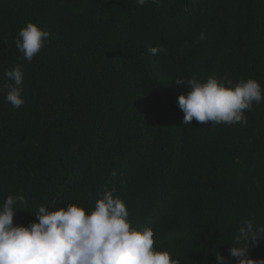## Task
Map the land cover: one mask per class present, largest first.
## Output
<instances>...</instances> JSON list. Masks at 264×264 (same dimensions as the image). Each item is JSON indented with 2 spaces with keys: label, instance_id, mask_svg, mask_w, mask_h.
<instances>
[{
  "label": "trees",
  "instance_id": "16d2710c",
  "mask_svg": "<svg viewBox=\"0 0 264 264\" xmlns=\"http://www.w3.org/2000/svg\"><path fill=\"white\" fill-rule=\"evenodd\" d=\"M28 22L50 33L31 63L15 44ZM161 44L167 54L149 52ZM16 64L24 104L0 92V205L28 202L14 225L48 201L90 210L115 187L132 226L180 264H216L244 220L264 225V100L246 126L185 125L189 88L175 83L215 74L264 88V0H0V83ZM250 255L264 258V237Z\"/></svg>",
  "mask_w": 264,
  "mask_h": 264
},
{
  "label": "clouds",
  "instance_id": "9594fccd",
  "mask_svg": "<svg viewBox=\"0 0 264 264\" xmlns=\"http://www.w3.org/2000/svg\"><path fill=\"white\" fill-rule=\"evenodd\" d=\"M148 2L135 0L138 6ZM151 2L157 7L163 4V0ZM49 35L38 24L28 22L18 33L16 48L31 63ZM199 39H204L203 32ZM149 52L167 54V48L161 44L149 48ZM23 82L22 64L4 70L0 92H5V101L14 108H20L25 102ZM175 83L189 88L186 95L177 97L185 125L195 120L204 125L246 126L245 112L252 110L253 103L264 100V88L252 78L233 84L213 74L205 82L192 77L175 79ZM111 175L115 177L116 172ZM254 182L259 186L258 180ZM27 203L23 195H9L0 205V264H180L167 250L154 247L153 229L132 226L126 204L116 195L115 187H105L90 210L84 205L67 203L66 207L49 211L48 201L38 207L34 215L36 222L14 225L17 210H23L21 205L26 207ZM261 237H264V225L244 220L228 250L229 257L218 252L216 264H229L232 258L236 264H264V258L254 259L250 255L251 244Z\"/></svg>",
  "mask_w": 264,
  "mask_h": 264
}]
</instances>
